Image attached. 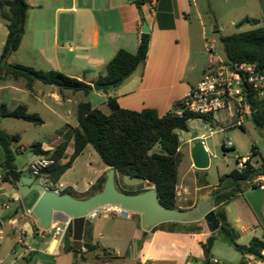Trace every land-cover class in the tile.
I'll use <instances>...</instances> for the list:
<instances>
[{"label":"crops","instance_id":"0c3cea01","mask_svg":"<svg viewBox=\"0 0 264 264\" xmlns=\"http://www.w3.org/2000/svg\"><path fill=\"white\" fill-rule=\"evenodd\" d=\"M26 2L30 9L25 35L19 50L10 56L9 64L59 71L93 86L100 77L106 76L107 65L119 50L137 53L144 22L147 23L151 36L145 64L118 87L107 92L93 90L85 94L63 90L39 81L33 83L32 89H28L23 80L7 79L0 82V107L5 104L9 110H14L20 105L26 106L29 113L37 114L44 121L41 125L33 126L44 127L48 121L59 124L48 141L36 142L42 145L43 151H53L64 141L67 134L65 127L78 126V118L76 123H69L68 119L75 111L77 115L80 103L89 102L94 109L102 110L108 105L109 98H115L123 109L137 112L155 109L160 116L167 115L202 80L212 62L208 45L215 43L216 46V41H211L208 36L206 15L212 13L217 16L215 0H145L140 6L131 0ZM223 5L232 16V26H238L247 18L258 19L264 26V0H223ZM245 24L254 28L249 23L243 25ZM214 28L215 31L221 30L220 26ZM0 30L5 37L2 42L4 48L8 29L1 21ZM229 118L236 116L229 115ZM249 118L252 119L251 110L244 115L243 124L239 127L245 130L244 120ZM205 120L216 121L217 117H208ZM1 125L2 122L0 128ZM206 139L207 136L198 135L197 140L192 141L191 138L184 147L180 144L177 196L181 210L195 208L205 194L215 196V192L219 190V184L213 185L208 180L212 152ZM197 141L203 142L209 152L210 167L207 170H197L193 165L191 150ZM89 147L57 183L42 176L43 180H48V187L61 194L70 190L73 194L71 196L82 199L80 195L87 193L101 177L105 176L107 179L111 168L104 165L99 170H94L92 164L87 166L88 170L80 181L66 179L67 173ZM228 150H234V146ZM73 152L74 141L71 140L66 151L67 157ZM255 154H260L257 148ZM256 155H252L251 163L259 169L264 162L262 165H255L253 157ZM38 157L41 156L35 154L29 164L21 168L16 165L15 157V167L20 178L33 177L28 167ZM248 159L249 157H244L238 160L236 169L243 170ZM4 161V150L0 147V168ZM240 162H244L242 169L238 166ZM182 166L184 168L181 173ZM119 176L115 171V183ZM40 179L35 180L40 183ZM204 179L207 186L202 187L199 182ZM263 184L264 175L258 176L247 182L246 189L241 190L224 205L228 223L235 232L236 242L241 246H249L253 239H264V190L260 188ZM152 188L153 185L145 182L140 190ZM1 193L0 264H44L40 255H51L55 241L54 237L50 240L44 237L45 231L32 213L41 193L33 192L36 195L35 200L26 204L23 201L25 198L15 186V181H5ZM16 200L20 201V205L9 217L5 216V211L12 209V202ZM217 209L214 199L215 212ZM198 222L197 226L202 228L199 233L187 232L186 229L180 230L178 227L175 232H171L172 227L165 224L172 222L162 223L165 228L155 230L156 226H146L142 216L136 213L131 219L98 218L86 223L83 245H99L100 250L87 252L83 247L79 257L74 252L64 251V242L58 248L57 255L63 252V256L73 260V264H111L122 259L133 264H186L187 260L195 264L196 261L205 260L202 244L212 235L205 221ZM60 224L55 222L51 226ZM53 227L50 228L54 231ZM31 239H38L36 246L27 244ZM102 249L115 258L105 259Z\"/></svg>","mask_w":264,"mask_h":264},{"label":"trees","instance_id":"16d2710c","mask_svg":"<svg viewBox=\"0 0 264 264\" xmlns=\"http://www.w3.org/2000/svg\"><path fill=\"white\" fill-rule=\"evenodd\" d=\"M144 1L138 0L135 3L140 6ZM29 9L26 0H0V21L8 29V36L0 56V82L7 79L23 80L26 87L32 89L33 83L39 81L46 85L58 86L63 90L91 93L94 90L91 84L62 72L37 70L26 65L8 63L10 56L21 46ZM244 23H249L254 28L247 32L220 38L225 59L230 64L257 63L259 67H264V26L260 20L249 18L239 23L238 26H242ZM150 40L149 33H142L137 53L119 50L108 63L106 76L100 77L98 83H116L114 87L116 88L132 76L140 66L145 64ZM107 104L110 108L109 114H105L100 109H94L89 102L80 103L77 112L78 126L76 128L65 127L67 134L64 141L53 151H43L40 143L33 145L32 148L36 155L51 157L55 160V164L44 170L42 174L46 175L53 183H57L86 148L92 146L106 166L114 168L120 176H129L147 182L150 186H155L159 200L165 207L180 209L177 185L181 154L177 131H189L188 123L191 119H207L208 117L193 113H184L182 117L175 115L173 111L178 108L179 102L165 116H160L155 109H145L140 112L123 109L115 98H109ZM246 105L251 110L255 126L263 129L264 102L258 101L250 90ZM5 118L23 120L34 125L44 123L37 114L29 113L24 105H20L14 110H9L5 104L1 105L0 123ZM18 140V136H11L0 128V145L5 154V161L2 165V169L5 171L4 179L12 183L20 178L15 167V152L12 149L13 143ZM71 140L74 141V152L70 157H67L66 151ZM156 147L159 150H156ZM223 149L231 151L226 149L225 145H223ZM255 149L254 147L252 155H256ZM66 159H68L67 162H63ZM261 175H264V164L257 169L249 158L243 170L235 169L222 176L219 181V190L215 192V204L218 207L216 214L220 222V229L225 233L226 241L243 254H259L264 243L262 240L253 239L249 246L239 245L236 242L235 232L228 223L224 205L241 192L242 184L251 182ZM105 182L106 177H101L97 184L87 192L88 196L102 191ZM199 184L202 187L207 186L205 179L201 180ZM119 190L126 194L144 192V190ZM62 194L73 195L70 190L64 191ZM171 224V232H175L176 228L180 226V223L177 222ZM162 228H165L164 224L154 227L155 230ZM201 230L202 228L198 226L186 229L187 232L197 233ZM71 239L72 225L69 226L65 237L64 250L80 253L82 250L74 249ZM216 240L215 233H212L207 242L202 244L205 260L210 259V251ZM83 247L87 252L101 249L99 245L90 243H85ZM106 252L105 249H102L105 259L115 258Z\"/></svg>","mask_w":264,"mask_h":264},{"label":"rangeland","instance_id":"374dc122","mask_svg":"<svg viewBox=\"0 0 264 264\" xmlns=\"http://www.w3.org/2000/svg\"><path fill=\"white\" fill-rule=\"evenodd\" d=\"M217 16L209 13L206 15V24L208 27V36L210 40L216 41V53L222 58L225 57L222 43L220 38L222 36H228L236 33H242L250 31L252 28L246 24L243 26L231 25L232 16H230L223 5V0H215ZM216 26H220V31H215ZM5 37L0 30V56L2 52V42ZM105 113H110V108L107 105L102 109ZM216 121H207L203 118L191 119L189 121V131H177L180 139L181 147H184L194 134L200 136H207L206 143L211 149V169L209 171L208 180L213 185L219 184L220 176L229 173L236 169L237 161L244 157H252L253 148L256 147L260 154L253 157L255 165H262L264 162V128L259 129L255 126L251 118L245 119V130L237 126L239 118H229L227 111L216 114ZM1 129L9 135H18L20 138L17 142H14L12 149L15 152L16 165L21 168L29 164L31 158L35 156L33 151V145L36 142L48 141L52 136L55 128L59 124L53 121H48L44 127L33 126L29 122L23 120H17L14 118H5L1 120ZM69 123L77 122L76 111L74 115L68 119ZM45 141V142H46ZM231 141L234 145V150L225 151L223 145ZM1 147V146H0ZM2 148V147H1ZM23 148V149H22ZM156 150H159L156 147ZM94 170H99L104 166L102 159L93 147H89V150L81 156L72 170L67 173L66 179L70 181H80L85 176L88 165H91ZM184 166L181 168V173ZM144 181L131 178L129 176H119L117 178L116 185L118 189L125 191H139L144 186ZM246 183L242 184L241 190L246 189ZM82 199L88 198L87 193L80 195ZM36 195L29 194L25 197L24 203H31L35 200ZM13 208L5 211V216L12 214L20 205V201L16 200L12 202ZM201 221V220H200ZM204 221V220H203ZM93 222V221H92ZM91 223V222H89ZM198 221L191 222L190 224H180L178 229H191L197 227ZM168 227H172L170 223L165 224ZM148 229V228H147ZM55 236L54 231L49 228L45 231V238L48 240L53 239ZM217 240L215 241L211 251L210 258H214L222 264H240L243 259V253L237 250L234 246L226 241L225 233L219 229L215 232ZM38 239H31L27 241L30 246H36ZM21 250V247H20ZM65 251V250H64ZM63 252L56 257L47 254H41V258L44 264H73V260L63 256ZM76 253L75 255H78ZM79 256V255H78ZM80 257V256H79ZM111 264H133L124 259L113 261ZM195 264H205L204 261H196Z\"/></svg>","mask_w":264,"mask_h":264},{"label":"water","instance_id":"95a60500","mask_svg":"<svg viewBox=\"0 0 264 264\" xmlns=\"http://www.w3.org/2000/svg\"><path fill=\"white\" fill-rule=\"evenodd\" d=\"M136 2L138 0H131ZM143 33H149L146 22ZM116 83H96L95 91H106L114 88ZM247 88L246 85H244ZM194 134L192 141L197 140ZM193 165L197 170H207L210 167V155L205 145L197 141L191 150ZM115 169L111 168L102 191L80 199L69 194H61L54 189L38 183L33 177H22L15 181L20 195L25 198L33 192L41 193L37 203L32 209L33 215L38 219L44 231L48 230L55 222L72 223L73 247L76 250L83 248L86 218L91 210L109 204L121 205L136 214H140L143 222L148 227H154L165 222H195L204 220L210 232L215 233L220 229V222L214 210L215 196L205 194L203 200L190 210H181L165 207L159 200L156 187L138 194H126L120 191L115 183Z\"/></svg>","mask_w":264,"mask_h":264},{"label":"built area","instance_id":"2783aa9c","mask_svg":"<svg viewBox=\"0 0 264 264\" xmlns=\"http://www.w3.org/2000/svg\"><path fill=\"white\" fill-rule=\"evenodd\" d=\"M212 62L202 80L191 89L189 94L179 101V106L173 113L182 117L184 113H193L204 117H215L216 114L227 111L230 117L236 116L240 120L238 126L243 124L244 115L250 112L246 105L249 91L254 97L264 102V67H259L257 63L230 64L226 59L221 58L216 53L215 43L208 45ZM247 86V88L244 87ZM233 143L229 141L225 145L226 149H232ZM55 164L51 157L41 156L35 159L28 167L31 175L35 179H40V183L48 186V180L42 179V172ZM240 169L244 168V162L238 163ZM5 171L0 168V196L5 182ZM264 190V184L260 186ZM134 212L116 204L99 206L85 216L86 223L98 218L121 217L131 219ZM71 221L61 223L53 227L54 246L51 255L57 256L58 248L65 242V237ZM264 243V239L262 240ZM205 264H222L214 258L204 260ZM186 264H194L187 260ZM240 264H264V246L259 254L245 253Z\"/></svg>","mask_w":264,"mask_h":264}]
</instances>
